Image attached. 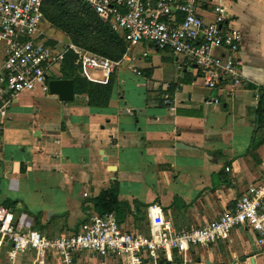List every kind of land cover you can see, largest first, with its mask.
Returning <instances> with one entry per match:
<instances>
[{"label":"crops","instance_id":"0c3cea01","mask_svg":"<svg viewBox=\"0 0 264 264\" xmlns=\"http://www.w3.org/2000/svg\"><path fill=\"white\" fill-rule=\"evenodd\" d=\"M196 6L207 22L223 8L226 21L242 33L245 83L233 91L208 89L187 58L149 41L126 45L131 61L110 73L85 67L81 51L69 49L49 78L70 83L72 97L23 91L0 118V220L10 214L18 231L39 230L46 237L78 233L103 215L98 200L106 192L110 211L104 214H114L124 230L156 234L167 221L180 231L211 223L262 182L264 0H196ZM41 30L59 50L72 44L46 20ZM70 51L79 65L72 75L111 82L107 104L91 105L87 94L75 92L65 67ZM4 59L0 43V66ZM213 98L220 101L208 103ZM11 247L0 235V264H8ZM181 255L193 264H264V244L245 225L206 247L159 252L156 261L145 255L143 264H178ZM74 262L127 264L124 257L86 250L76 252ZM14 264L61 260L49 252L39 262L27 248Z\"/></svg>","mask_w":264,"mask_h":264},{"label":"built area","instance_id":"2783aa9c","mask_svg":"<svg viewBox=\"0 0 264 264\" xmlns=\"http://www.w3.org/2000/svg\"><path fill=\"white\" fill-rule=\"evenodd\" d=\"M94 12L120 32L127 47L142 41L152 42L156 49L182 55L194 64L208 89L223 87L232 90L245 83L243 60L240 56L242 33L226 21L223 8H216L213 22L197 14L196 0H84ZM44 0H0V43L5 47V59L0 66V118L12 98L23 91L41 89L48 92L49 72L62 61L73 44L59 50L47 44L41 30L45 21ZM85 67L114 72L131 58L124 54L112 60L91 52L81 51ZM146 55V53H144ZM132 71H139L132 67ZM219 98L208 100L218 103ZM170 110L174 105L165 94ZM251 227L264 244V179L249 186L234 209L199 228L176 231L164 221L158 233L126 231L112 213L92 217L78 233L46 237L39 230L18 231L10 214L0 220V235L7 237L12 247L8 264L16 256L31 249L43 262L49 252L59 255L61 264H75L74 254L92 251L103 257H124L127 264H143L145 255L157 260L159 252H186L194 245L209 246L226 239L234 227Z\"/></svg>","mask_w":264,"mask_h":264},{"label":"trees","instance_id":"16d2710c","mask_svg":"<svg viewBox=\"0 0 264 264\" xmlns=\"http://www.w3.org/2000/svg\"><path fill=\"white\" fill-rule=\"evenodd\" d=\"M43 14L45 20L70 37L79 50L91 52L103 57L118 60L125 52L126 44L116 30L102 20L84 0H44ZM78 55L70 51L66 55V66L71 75L79 65L75 64ZM76 93L88 95L91 105H105L109 99L111 82L101 84L89 81L79 74L72 75ZM106 192L99 197L104 211L109 203H104Z\"/></svg>","mask_w":264,"mask_h":264},{"label":"water","instance_id":"95a60500","mask_svg":"<svg viewBox=\"0 0 264 264\" xmlns=\"http://www.w3.org/2000/svg\"><path fill=\"white\" fill-rule=\"evenodd\" d=\"M50 91L53 93L59 94V96L62 99H70L72 97V86L67 81L63 80H53L50 83ZM31 250V249H30ZM245 260V258L242 259V261ZM252 264H255L254 261H251ZM185 263V264H193L192 261H185V258L183 255L179 257L178 264Z\"/></svg>","mask_w":264,"mask_h":264}]
</instances>
